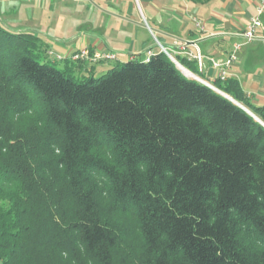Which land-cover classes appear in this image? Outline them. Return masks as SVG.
Here are the masks:
<instances>
[{"label": "trees", "instance_id": "16d2710c", "mask_svg": "<svg viewBox=\"0 0 264 264\" xmlns=\"http://www.w3.org/2000/svg\"><path fill=\"white\" fill-rule=\"evenodd\" d=\"M39 43L0 24V264H114L128 213L139 264H264V126L221 93L264 109L236 80L160 52L76 83Z\"/></svg>", "mask_w": 264, "mask_h": 264}, {"label": "crops", "instance_id": "0c3cea01", "mask_svg": "<svg viewBox=\"0 0 264 264\" xmlns=\"http://www.w3.org/2000/svg\"><path fill=\"white\" fill-rule=\"evenodd\" d=\"M22 1L26 0H0V16L12 17L5 20V23H14V25L9 24L11 27L5 24L8 30L29 34L26 31L31 28H22V26L27 24H32L33 27L37 26L47 16V13L40 8V4L33 0V7L35 8L37 5L40 10L38 17L33 19L34 15L31 12L34 11H30L32 6L27 8L28 12L25 11L26 13L24 10L22 12L19 10ZM56 1V7L59 9L62 6L65 8L67 6L76 10L77 21L87 13H94L96 18L93 24L85 22L84 19L80 20L76 27L80 32L86 31L83 26L88 24L93 26L91 32L101 28L104 24L102 17L105 15L127 24L129 21L125 17H131L137 7L142 19L152 25L154 29L149 28L146 24L144 27L148 28L151 35H158L159 40L157 41L160 44V49L172 50L174 55L189 67H184L185 70L191 69L201 75V78L212 83L217 80L218 71L213 68L211 60L226 59L232 52L233 44H241L240 49L235 53L236 61L227 70V79L231 78L237 81L242 91L243 103L255 109H264V11L259 16L262 26L257 30V36L249 41L241 36L249 26L250 19L257 17L260 0H210L203 3H194L190 0H134L136 7L132 0H98V4H90L89 0H75L74 3H70V0ZM66 13L63 12V14ZM196 21L200 23V28L197 27ZM192 42L195 45H186V43ZM82 43V46L84 45L82 48L88 47L102 53L115 47L109 42L102 45L97 38H94L93 41L86 38ZM153 48L150 44L141 42L142 51L136 49L129 52L127 61L137 58L145 60V57L140 58L142 52L147 54L148 51H151L152 55L160 53V50L155 51ZM197 52L202 57L200 64L193 59H188L187 56V54L196 55ZM82 64L85 65L80 62L78 66H82ZM93 68L92 66L86 70L93 74Z\"/></svg>", "mask_w": 264, "mask_h": 264}, {"label": "rangeland", "instance_id": "374dc122", "mask_svg": "<svg viewBox=\"0 0 264 264\" xmlns=\"http://www.w3.org/2000/svg\"><path fill=\"white\" fill-rule=\"evenodd\" d=\"M74 1L75 0H70L69 2L74 3ZM132 1L134 3V0ZM18 2L20 3V1H17V3ZM56 2H57L56 0H38V1L35 0V3L40 4V8L46 11L47 16L46 17L43 16L44 17L43 20L40 22V24L38 23L37 26L33 27L32 24H27L22 26V28H31L26 32H29V34H31L32 36L40 39L41 43H39L40 44L39 47L42 46V50L40 52V54L42 55L41 58H43L51 66H54L56 69L64 71L65 76L71 78L76 83H80L81 80H83L89 75H91V78L93 79H98L104 74H106L109 70L116 67H120L123 63H125L129 59L128 56L129 52H133L136 49L142 51L141 42H146L147 44H150L152 48L154 47L153 49L155 51L160 50V52H162V49H160L159 46L160 44L157 41L159 40L158 35L157 34H154V36L151 35L148 28L144 27L146 24L149 28L154 29L152 25L146 23L142 19V17L138 12V8L136 7L137 5L135 3H134L136 7L135 12L132 14L131 17L129 16L125 17L129 21L127 24L121 21H117V19H114L113 17L105 15L102 17L104 21L102 23L104 24H102L101 28L96 29L95 32H91L93 26L88 24L86 26H83V28L86 31L80 32L79 30L76 29V27L79 25L80 20L84 19L85 22L93 24L94 19L96 18L94 16V13L93 14L92 12L91 14L87 13L83 18L80 17L79 21H77V18L75 16V14L77 13L76 10L67 6L66 8L62 6L59 9V7L58 8L56 7ZM88 2L90 4L99 3L98 0H89ZM33 4H34L33 0H26L24 2L22 1V5L20 6L19 10L21 12L22 10H24L25 12L27 11V8H30L32 6L33 9L31 8L30 11H34L31 13L34 15L33 19H36L38 17L37 16L38 11L40 10L38 9L37 5H35L34 8ZM90 9L91 11H93L92 8ZM63 12L64 13L67 12V13L63 14ZM47 17L49 18L47 19ZM7 18L9 19L12 17L11 16L7 17L4 15L0 16V24L6 30H8L7 26L9 27L10 25H14V23L12 22L8 23L6 21L7 23H5V20ZM22 30L24 31L25 29ZM8 31L14 32L12 30H8ZM31 32L38 36L32 34ZM14 33H18V32H14ZM39 36L42 38V40ZM86 38L92 41L94 38H97L99 39L102 45H105V43L107 42L114 44L115 45L114 48L107 49V51L103 52L105 54L109 53L107 55H114V60L113 59L105 60L106 58H102V59H97V61L95 62H91L83 58L76 59L75 55H77L80 50H83L85 48L86 51L88 50L87 55H89L90 57H93L95 53L103 54L102 52L99 51H93L88 47L82 48L84 46V45L82 46L83 39ZM31 42L33 48L34 47L36 48V46L38 48L37 42L39 41H37V39L31 40ZM167 51L172 55L174 59L168 57V55H166L165 53L164 54L173 63H176L178 65H180L181 63L185 67H188L177 56L174 55V52L172 50L168 49ZM141 54L142 55H140V58L147 57L146 52H142ZM80 62L85 63V65L82 64V66H78ZM92 66L94 67L93 68L94 73L90 74L87 72L86 69H89ZM181 72L183 71L181 70ZM188 72L193 75L195 74L201 77V75H199L197 72L191 69L189 71L185 70L184 73L185 76H188L187 74ZM241 106L244 107L243 105ZM244 109L248 110L245 107ZM113 230L117 235V244H118L117 248L115 249L114 264H139L138 238H137V232L135 230L134 220L131 214L128 213V215L125 216L117 215L116 220L114 218L113 221Z\"/></svg>", "mask_w": 264, "mask_h": 264}, {"label": "built area", "instance_id": "2783aa9c", "mask_svg": "<svg viewBox=\"0 0 264 264\" xmlns=\"http://www.w3.org/2000/svg\"><path fill=\"white\" fill-rule=\"evenodd\" d=\"M263 11H264V0H260V8H258V10H257V17H254V18L250 19L249 26L241 34V36L245 40L249 41V40L254 39L257 36V30L262 26L259 16L263 13ZM196 25H197V27L200 28V23L199 22L196 21ZM240 47H241V44H237V43L233 44L232 52L228 55V57L226 59L221 60V61H213V60H211L213 68L218 71L217 79L219 81L224 82V81L227 80V75H228L227 74V70L236 61L235 53L240 49ZM87 51H86V48L83 49V50H80L79 53L77 55H75L76 59L83 58V59H86V60L91 61V62H95V61H97V59H102V58H106L105 60H108V59H113L114 60V55H107L109 53H106V54L105 53H103V54L95 53L93 55V57H90L89 55H87ZM162 52L165 53L166 55H168V57L174 59L172 57V55L166 49H162ZM151 55H152L151 51H148L147 52V57H149ZM187 56H188V59H193V60L197 61L199 64L202 62V57L199 54V52H197L196 55L187 54ZM175 62H177V61H175ZM174 64H176V63H174ZM176 65H177V67L179 69H181L183 71V73H185V69L181 65H178V64H176ZM187 74H188L189 77L201 82L202 84L206 85L207 87H209V88H211V89H213V90H215L217 92H220L214 86V84L212 82H210V81H208L206 79H203L201 77H198L196 75H193V74H191L189 72Z\"/></svg>", "mask_w": 264, "mask_h": 264}, {"label": "water", "instance_id": "95a60500", "mask_svg": "<svg viewBox=\"0 0 264 264\" xmlns=\"http://www.w3.org/2000/svg\"><path fill=\"white\" fill-rule=\"evenodd\" d=\"M191 45V46H193V45H195V43H186V45ZM220 93V92H219ZM223 96H225L227 99H229L230 101H232L234 104H236L237 106H239L241 109H243V110H245L250 116H252L257 122H259V123H261L263 126H264V124L257 118V117H255L252 113H250L248 110H246V109H244L239 103H237V102H235L234 100H232L230 97H228L227 95H225V94H223V93H221Z\"/></svg>", "mask_w": 264, "mask_h": 264}]
</instances>
